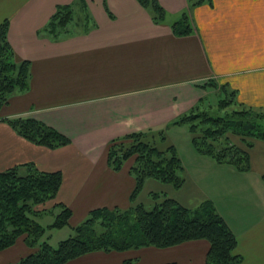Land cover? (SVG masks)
<instances>
[{
  "label": "crops",
  "instance_id": "obj_1",
  "mask_svg": "<svg viewBox=\"0 0 264 264\" xmlns=\"http://www.w3.org/2000/svg\"><path fill=\"white\" fill-rule=\"evenodd\" d=\"M71 1L0 0V21L9 20L7 36L15 58L28 59L31 71L29 88L0 108V170L25 162L44 171L60 170L55 197L38 207L65 203L73 226L93 208L129 206L133 158L119 170L111 169L106 155L113 138L164 128L211 95L210 80L235 90L237 101L264 109V0H210L192 6L187 0H158L165 11L158 23L138 0H86L94 27L56 40L44 35L41 28L55 5ZM183 12L193 31L177 35L171 24ZM18 116L54 127L70 143L49 148L27 140L4 120ZM176 133L182 136L180 145L170 137ZM166 135L183 166L197 172L203 164L212 166L191 145L187 127L170 126ZM190 182L198 192L195 205L210 199L235 234L234 252L243 264H264V180ZM208 247L207 240L192 239L166 247L95 250L65 264H205ZM31 251L19 236L0 251V264Z\"/></svg>",
  "mask_w": 264,
  "mask_h": 264
},
{
  "label": "trees",
  "instance_id": "obj_2",
  "mask_svg": "<svg viewBox=\"0 0 264 264\" xmlns=\"http://www.w3.org/2000/svg\"><path fill=\"white\" fill-rule=\"evenodd\" d=\"M187 1L189 6L210 2ZM138 2L151 12L154 22L163 20L165 11L158 0ZM95 25L86 0H73L56 4L41 32L56 40L63 35L87 32ZM8 28L9 20L5 17L0 21V108L13 94L29 88L31 76L30 61L15 58L7 36ZM171 29L177 35L191 33L193 27L188 13L183 12L171 24ZM207 84L210 88V81ZM218 90L215 104H205L209 97L203 96L164 128L133 131L113 138L106 155L111 169L119 170L125 160L133 157L129 173L135 184L129 206L89 210L80 223L71 226L72 233L55 246L49 243L46 230L69 225L71 209L63 202H55L50 208L38 209L37 206L55 197L62 181L61 171L40 170L32 162L0 170V251L19 236L32 248L17 261L3 264H65L95 250L166 247L192 239L208 241L205 264H243L241 255L234 252L235 234L210 199L187 207L164 193L151 192L152 207L146 208L137 201L147 178L168 183L176 189L184 184L181 158L174 144L167 140L166 129L170 126L186 125L196 152L215 163L230 164L239 171L250 170L249 150L254 140L264 141V121L258 111L251 112L253 107L237 101L235 90L227 84L220 83ZM4 120L35 144L56 148L70 143L69 137L35 118L18 116ZM229 133L238 135L241 144L233 142ZM261 178L264 180V173ZM46 213L54 218L44 227L38 218Z\"/></svg>",
  "mask_w": 264,
  "mask_h": 264
},
{
  "label": "rangeland",
  "instance_id": "obj_3",
  "mask_svg": "<svg viewBox=\"0 0 264 264\" xmlns=\"http://www.w3.org/2000/svg\"><path fill=\"white\" fill-rule=\"evenodd\" d=\"M210 83H211L210 88L212 89V91L209 98H207V101H205V104L213 105L216 103L215 96L219 92L218 90L219 83L211 80ZM233 108H237V106H233ZM257 111L258 114L261 115L262 120L264 121V109L254 108V107L251 109L252 113H255ZM184 126L186 127V125ZM170 137H173L174 141H178L179 145L181 141H183L181 134L176 133L174 135H170ZM229 137L233 142L241 144L239 142L238 135L229 133ZM260 142L261 143L257 144V140H254L253 146L251 147L250 153H252V165L250 161V167H251L250 170L239 171L233 165L217 164L212 159H210L212 162V166H204L206 164H203V166L200 169V172H197L196 168L184 166L183 172L181 174L185 178V181L184 184L179 189L174 188L172 185L168 183H163L156 179L147 178L145 180L142 190L140 191L137 197V201H141L146 208H150L154 204V200L150 196V193L156 192L159 194L164 193L169 197H173L177 201L188 207H194L196 206L195 204L197 203L195 201H199L197 200L198 198H196L198 192L197 189L190 182V178H261V174L258 175V173L261 171H263L262 173H264V149L261 148L262 146H264L261 145L264 144V141L260 140ZM181 149H183V146ZM37 208L39 209L38 206ZM53 218H54L53 215H51L50 213H46L43 216L39 217L38 220L44 227H46V225L50 221H52ZM71 233H72L71 225H65L60 228H52L46 230V234L49 235L48 241L53 246H55L59 240L67 237ZM45 235L43 236V238L45 237Z\"/></svg>",
  "mask_w": 264,
  "mask_h": 264
}]
</instances>
